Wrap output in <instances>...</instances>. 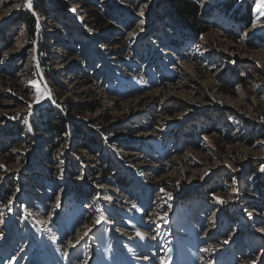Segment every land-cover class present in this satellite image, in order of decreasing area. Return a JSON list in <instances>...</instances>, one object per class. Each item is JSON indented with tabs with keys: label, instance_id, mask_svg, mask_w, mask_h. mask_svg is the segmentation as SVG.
I'll list each match as a JSON object with an SVG mask.
<instances>
[{
	"label": "rangeland",
	"instance_id": "rangeland-1",
	"mask_svg": "<svg viewBox=\"0 0 264 264\" xmlns=\"http://www.w3.org/2000/svg\"><path fill=\"white\" fill-rule=\"evenodd\" d=\"M184 1L0 0V264H264V9Z\"/></svg>",
	"mask_w": 264,
	"mask_h": 264
},
{
	"label": "trees",
	"instance_id": "trees-1",
	"mask_svg": "<svg viewBox=\"0 0 264 264\" xmlns=\"http://www.w3.org/2000/svg\"><path fill=\"white\" fill-rule=\"evenodd\" d=\"M178 7L180 8L179 15L181 16L179 18L180 26L190 28V26L186 23V20L189 17L193 18L194 14L196 12V9H195L194 5L191 2H187V1L183 0V2H181V3H176L175 9H178ZM36 9L42 11L41 7H37ZM29 18H31V15H29ZM31 22L33 23V19L32 18H31ZM57 122L58 123H56V121L51 122V124H53V129L54 130H58V132H62L64 130L63 127H62L64 120L62 118H60V119H58Z\"/></svg>",
	"mask_w": 264,
	"mask_h": 264
},
{
	"label": "snow or ice",
	"instance_id": "snow-or-ice-1",
	"mask_svg": "<svg viewBox=\"0 0 264 264\" xmlns=\"http://www.w3.org/2000/svg\"><path fill=\"white\" fill-rule=\"evenodd\" d=\"M25 6L28 7L29 9H31V0H28V3ZM259 8L264 9V0H261V3L259 5ZM141 23H143V21H141ZM25 123H27V121H25ZM29 130H31V129H29ZM262 170H264V169H262ZM249 216H251V213H249ZM261 231L264 232V229H261ZM140 235H144V234H140ZM227 242L228 241H225V243H227Z\"/></svg>",
	"mask_w": 264,
	"mask_h": 264
},
{
	"label": "bare ground",
	"instance_id": "bare-ground-1",
	"mask_svg": "<svg viewBox=\"0 0 264 264\" xmlns=\"http://www.w3.org/2000/svg\"><path fill=\"white\" fill-rule=\"evenodd\" d=\"M212 228L209 227V230H211ZM147 259V258H146Z\"/></svg>",
	"mask_w": 264,
	"mask_h": 264
}]
</instances>
